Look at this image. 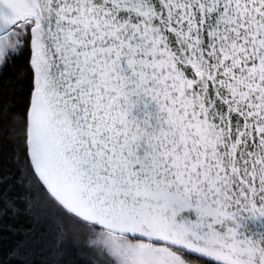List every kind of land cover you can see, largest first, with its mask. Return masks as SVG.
Returning a JSON list of instances; mask_svg holds the SVG:
<instances>
[{"label": "snow or ice", "instance_id": "1", "mask_svg": "<svg viewBox=\"0 0 264 264\" xmlns=\"http://www.w3.org/2000/svg\"><path fill=\"white\" fill-rule=\"evenodd\" d=\"M0 264H264V0H0Z\"/></svg>", "mask_w": 264, "mask_h": 264}]
</instances>
